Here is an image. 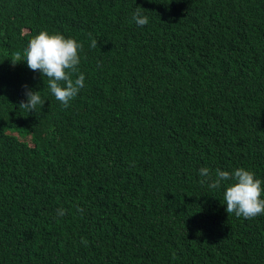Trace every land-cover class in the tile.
Wrapping results in <instances>:
<instances>
[{
	"label": "trees",
	"instance_id": "1",
	"mask_svg": "<svg viewBox=\"0 0 264 264\" xmlns=\"http://www.w3.org/2000/svg\"><path fill=\"white\" fill-rule=\"evenodd\" d=\"M41 31L82 45L68 107L12 63ZM237 168L264 182V0H0V264H264L208 186Z\"/></svg>",
	"mask_w": 264,
	"mask_h": 264
},
{
	"label": "clouds",
	"instance_id": "2",
	"mask_svg": "<svg viewBox=\"0 0 264 264\" xmlns=\"http://www.w3.org/2000/svg\"><path fill=\"white\" fill-rule=\"evenodd\" d=\"M145 9L137 7L132 14V20L137 26L147 25L149 19L143 14ZM97 40L92 39L90 47L96 48ZM82 45L72 38H65L61 34L49 35L46 31L39 32L32 37L27 47L21 53L15 54L13 64L23 60L32 71H39L42 77H47L50 93L64 107L75 98L80 89L84 86V75H77L80 63L79 51ZM75 76V78H73ZM26 88V101H21L19 106L28 112H34L37 106H42L39 92ZM199 175L206 179L210 178L208 168L199 169ZM230 181L223 191V201L227 214H234L237 217L252 219L264 215V182L255 178L254 174L244 168H237L233 172L215 170V178L211 179L209 187L216 189L222 182ZM205 181L202 180L201 183ZM83 212V209H77ZM58 216L65 215L63 209L57 210Z\"/></svg>",
	"mask_w": 264,
	"mask_h": 264
}]
</instances>
